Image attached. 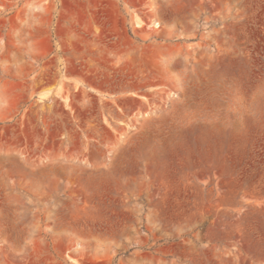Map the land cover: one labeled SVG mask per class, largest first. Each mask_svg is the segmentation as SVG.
I'll list each match as a JSON object with an SVG mask.
<instances>
[{"label":"rangeland","instance_id":"374dc122","mask_svg":"<svg viewBox=\"0 0 264 264\" xmlns=\"http://www.w3.org/2000/svg\"><path fill=\"white\" fill-rule=\"evenodd\" d=\"M0 264H264V0H0Z\"/></svg>","mask_w":264,"mask_h":264},{"label":"bare ground","instance_id":"6f19581e","mask_svg":"<svg viewBox=\"0 0 264 264\" xmlns=\"http://www.w3.org/2000/svg\"><path fill=\"white\" fill-rule=\"evenodd\" d=\"M138 26H141V23L139 21H136ZM44 95H48V93L46 92Z\"/></svg>","mask_w":264,"mask_h":264}]
</instances>
